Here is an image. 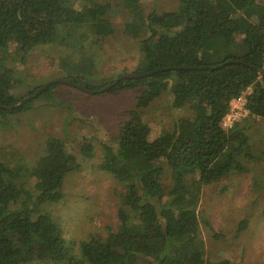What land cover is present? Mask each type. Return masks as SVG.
I'll use <instances>...</instances> for the list:
<instances>
[{
	"label": "trees",
	"instance_id": "trees-1",
	"mask_svg": "<svg viewBox=\"0 0 264 264\" xmlns=\"http://www.w3.org/2000/svg\"><path fill=\"white\" fill-rule=\"evenodd\" d=\"M84 1L88 5L78 9L70 0H0L3 107L21 101L12 94L15 71L6 66L13 44L25 58L38 47L81 43V36L72 34L81 27L86 35L106 38L114 33V2L128 14L125 33L139 40L141 61L134 73L197 69L124 79L106 92L141 89L130 119L103 145L99 164L125 192L117 229H109L106 238L82 241L77 253L44 209L64 199L66 178L82 168L66 140L48 138L46 154L34 167L0 161V264H236L206 261L198 206L204 187L248 172L240 159L253 157L243 127L226 129L224 121L232 102L248 91L245 109L264 119V0H178L177 10L162 13H146L143 0ZM61 67L66 80L92 91L115 81L91 84L95 62L89 55L68 57ZM58 86L53 83L35 100L13 112L1 109L0 115L27 112ZM166 95L174 110L188 108L192 117L178 119L172 132L152 139L145 115ZM94 150L84 142L82 160L93 159Z\"/></svg>",
	"mask_w": 264,
	"mask_h": 264
},
{
	"label": "rangeland",
	"instance_id": "rangeland-1",
	"mask_svg": "<svg viewBox=\"0 0 264 264\" xmlns=\"http://www.w3.org/2000/svg\"><path fill=\"white\" fill-rule=\"evenodd\" d=\"M70 1L78 9L88 5L84 0ZM113 5L117 7L110 15L114 33L106 38L86 35V28L81 27L72 31L74 38L81 36V43L38 47L25 58L19 45L13 44L6 63L17 77L13 96L23 100L41 86L66 80L68 74L61 64L68 57L78 60L89 55L94 59L95 74L88 78L94 85L134 73L141 61L139 40L125 33L128 14L117 2ZM178 7V0H143L146 13L174 11ZM140 91L89 95L60 84L52 96H42L27 112L0 115V161L34 167L45 156L50 137L65 139L81 161V170L65 180L64 199L44 206L62 227L69 247L73 243L75 253L82 241L106 238L109 229L115 231L118 227L117 211L125 188L100 170L99 164L103 145L130 119L129 112L136 107ZM249 92L232 102V119L227 116L224 121L226 129L239 123L251 139L253 157L240 159L248 172L204 187L198 206V235L208 262L264 264V119L246 112ZM191 117L188 108L174 110L172 97L166 95L152 104L145 120L155 139L172 132L178 119ZM86 141L93 145L95 157L84 161L80 149ZM28 187L34 188L33 180Z\"/></svg>",
	"mask_w": 264,
	"mask_h": 264
},
{
	"label": "water",
	"instance_id": "water-1",
	"mask_svg": "<svg viewBox=\"0 0 264 264\" xmlns=\"http://www.w3.org/2000/svg\"><path fill=\"white\" fill-rule=\"evenodd\" d=\"M172 69H175V70H191L192 69V70H194V69H197V68H195V67H193V68H188V67L185 68V67H183V68L157 69V70H155V71H153L151 73H148V74L130 73V74H126L124 76H121L120 78H118L117 80H115L114 83H112L111 85H109L106 88L101 89L99 91L89 90L84 85L74 84V83L69 82L68 80H62V81H59V82H50V83L46 84L45 86H43L41 89H39L34 95L29 96V97L21 100L18 104H13L9 108L3 107L0 104V110L1 109H9V111L13 112L15 109H18V108L24 106L27 102H30V101L35 100L36 98H38L53 83H60L62 85L71 86L73 88H76V89L80 90L82 93L89 94V95H91V94H98V93L102 94V93H106V92L110 91L121 80H124V79H139V78H143V77H149V76H153L155 74H158V73H161V72H164V71H168V70H172ZM260 73L262 75H264V70H261Z\"/></svg>",
	"mask_w": 264,
	"mask_h": 264
},
{
	"label": "built area",
	"instance_id": "built-area-1",
	"mask_svg": "<svg viewBox=\"0 0 264 264\" xmlns=\"http://www.w3.org/2000/svg\"><path fill=\"white\" fill-rule=\"evenodd\" d=\"M235 101H237V100H235ZM234 102V101H233ZM247 113H249L248 111H246ZM232 119V115H228V120H231ZM231 127H232V125H231ZM230 127V128H231Z\"/></svg>",
	"mask_w": 264,
	"mask_h": 264
}]
</instances>
